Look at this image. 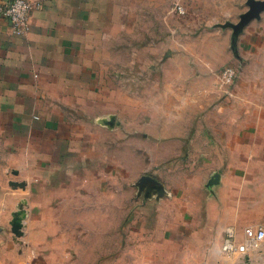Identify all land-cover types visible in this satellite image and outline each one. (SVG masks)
Returning <instances> with one entry per match:
<instances>
[{
	"label": "crops",
	"instance_id": "obj_1",
	"mask_svg": "<svg viewBox=\"0 0 264 264\" xmlns=\"http://www.w3.org/2000/svg\"><path fill=\"white\" fill-rule=\"evenodd\" d=\"M30 1L27 34H14L0 16V264H264V240L248 254L225 249L230 233L241 241L245 226L264 223V12L244 28L236 52L232 30L220 27L201 51L190 47V101L142 102L134 121L144 131L131 142L120 115L97 108L102 71L91 52L110 0ZM149 1L154 11L177 3L218 11L206 15L212 27L247 10V0ZM177 55H165L170 69ZM226 66L238 69L232 85L221 79ZM115 168L135 190L121 226L100 210L103 199L114 200ZM145 174L160 192L140 189Z\"/></svg>",
	"mask_w": 264,
	"mask_h": 264
},
{
	"label": "rangeland",
	"instance_id": "obj_2",
	"mask_svg": "<svg viewBox=\"0 0 264 264\" xmlns=\"http://www.w3.org/2000/svg\"><path fill=\"white\" fill-rule=\"evenodd\" d=\"M110 2L108 9L99 10V44L98 49L91 52L94 58H98L97 67L100 73L102 71L97 108L100 114L108 109L119 114L122 120L119 124L121 136L125 134L128 137L126 140L132 142L139 132L144 131L142 124L134 121L142 102L150 104L160 97L164 101L178 99L180 104L190 101V47L201 51L203 44L210 41L206 37L209 31L219 30L216 24L231 20H218L214 22L215 28L206 26V15H214L218 11L185 9L184 13H180L175 11L174 5L170 10L154 11L148 8L152 6L149 0ZM246 7L248 9L247 2ZM213 39L211 41L219 40L216 37ZM171 51L178 54L177 62L176 59L173 61L176 70L170 69L169 61H165V55L170 56ZM170 85L176 91H170ZM185 110V116L178 122L179 133L183 134L189 130L190 125L186 116L190 114L189 109ZM154 128L151 125L148 129L152 131ZM181 158L183 156H176L174 161ZM129 177L127 172L115 168L114 183H109L114 202L103 199L100 204V210L115 213L116 226L125 222L120 217L126 197L131 195L134 198L135 195V190L127 183ZM101 225L105 226L106 223Z\"/></svg>",
	"mask_w": 264,
	"mask_h": 264
},
{
	"label": "built area",
	"instance_id": "obj_3",
	"mask_svg": "<svg viewBox=\"0 0 264 264\" xmlns=\"http://www.w3.org/2000/svg\"><path fill=\"white\" fill-rule=\"evenodd\" d=\"M35 5L30 0H0V16L7 19L16 35H25L30 30L32 12ZM176 12L184 13L185 7L177 3L174 5ZM238 76V69L234 66H226L221 71V79L224 84L232 85ZM264 240V223L258 226L248 225L244 228V236L241 241L234 240L233 232L226 240L227 252L248 254L260 246Z\"/></svg>",
	"mask_w": 264,
	"mask_h": 264
},
{
	"label": "water",
	"instance_id": "obj_4",
	"mask_svg": "<svg viewBox=\"0 0 264 264\" xmlns=\"http://www.w3.org/2000/svg\"><path fill=\"white\" fill-rule=\"evenodd\" d=\"M248 9L240 14V18L237 22L227 21L225 23H218L216 24L217 27L222 28H231L232 35H231V46L232 49L236 52L237 50V42L240 34L243 32L244 28L254 19H259L261 17L262 12H264V0H247ZM109 125L114 124V117L111 118L110 121L106 122ZM218 175L214 176L211 180V184L217 183ZM14 185L23 186L24 183L22 182H14ZM139 187L140 189L144 190L145 188L148 189H156L160 192L161 185L159 182L152 177L151 175L145 174L139 180ZM26 216V209L24 208V204H21L16 212L13 214L12 220V231L16 235H21L23 233V219Z\"/></svg>",
	"mask_w": 264,
	"mask_h": 264
}]
</instances>
